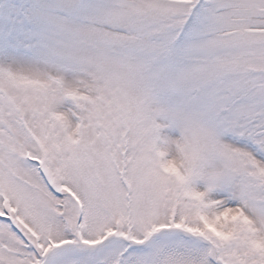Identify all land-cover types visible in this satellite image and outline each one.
<instances>
[{"label":"snow or ice","instance_id":"6c2138e0","mask_svg":"<svg viewBox=\"0 0 264 264\" xmlns=\"http://www.w3.org/2000/svg\"><path fill=\"white\" fill-rule=\"evenodd\" d=\"M0 264H264V0H0Z\"/></svg>","mask_w":264,"mask_h":264}]
</instances>
